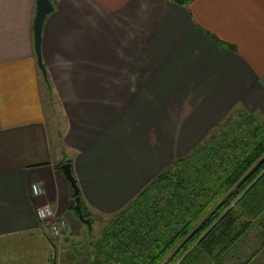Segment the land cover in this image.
Listing matches in <instances>:
<instances>
[{
    "label": "crops",
    "instance_id": "obj_1",
    "mask_svg": "<svg viewBox=\"0 0 264 264\" xmlns=\"http://www.w3.org/2000/svg\"><path fill=\"white\" fill-rule=\"evenodd\" d=\"M49 1L44 78L37 0H0V264L75 263L35 214L49 205L65 237L77 225L58 164L92 220L113 216L175 159L149 134L182 102L187 151L231 110L264 120V0Z\"/></svg>",
    "mask_w": 264,
    "mask_h": 264
},
{
    "label": "trees",
    "instance_id": "obj_2",
    "mask_svg": "<svg viewBox=\"0 0 264 264\" xmlns=\"http://www.w3.org/2000/svg\"><path fill=\"white\" fill-rule=\"evenodd\" d=\"M81 209L92 225L82 202ZM113 216L90 264H225L251 231L264 229V121L231 111Z\"/></svg>",
    "mask_w": 264,
    "mask_h": 264
},
{
    "label": "rangeland",
    "instance_id": "obj_3",
    "mask_svg": "<svg viewBox=\"0 0 264 264\" xmlns=\"http://www.w3.org/2000/svg\"><path fill=\"white\" fill-rule=\"evenodd\" d=\"M180 105V107H177L178 109L176 110V113H168L167 117H162L160 119V135L157 134L156 130L149 134V139H153L154 143H157V147L160 145L161 150L164 149L173 151L175 159L182 158L191 152L185 149L187 144V103L182 102ZM262 119L263 118H260V121H264ZM222 120H220L219 123ZM219 123L214 125L207 131V133L204 134L205 136L202 138L198 145L202 144L207 139L211 130H213ZM168 164L169 163H167V165ZM166 166L164 167V169L166 168ZM147 184L144 187H146ZM113 217L114 216L111 215L108 217L94 218L92 220V223H94L91 225L90 229L84 223L80 222H77L76 227H73L72 230L69 229L70 233L68 234V237H64V240L62 242L64 243L65 240H68L73 243L71 244L72 246H68L66 248L68 250L64 252L65 254L68 253L75 258V263L73 264H90V262L94 258L93 255L96 249L95 246L102 237V230L107 227L108 222ZM71 218L72 220L75 219L73 218V216ZM73 222H75V220ZM263 233L264 229L262 228H256L251 231L245 239V242L242 243L235 252H233L231 257L226 260L225 264H238L239 261H243L248 258L253 251H258V255L254 259L255 262H252V264H264V248H260V243L262 242V240H264ZM53 247H55V249L57 250V255H63L62 250H65L63 244H60V247L58 248H56V245L53 244Z\"/></svg>",
    "mask_w": 264,
    "mask_h": 264
},
{
    "label": "water",
    "instance_id": "obj_4",
    "mask_svg": "<svg viewBox=\"0 0 264 264\" xmlns=\"http://www.w3.org/2000/svg\"><path fill=\"white\" fill-rule=\"evenodd\" d=\"M53 11V6L49 0H37L36 2V13L33 23V34H34V51L37 59V65L45 78V68L41 62L40 55V43H41V29L44 22L45 17ZM63 178L69 184L74 202V210L79 218V220L84 223L88 228H91L90 220L83 217L82 209H81V198L77 183L75 178L71 172V166L69 163H64L60 167Z\"/></svg>",
    "mask_w": 264,
    "mask_h": 264
},
{
    "label": "built area",
    "instance_id": "obj_5",
    "mask_svg": "<svg viewBox=\"0 0 264 264\" xmlns=\"http://www.w3.org/2000/svg\"><path fill=\"white\" fill-rule=\"evenodd\" d=\"M30 193L32 195L31 187H30ZM43 206L45 205H42L37 209H40ZM37 209L35 210L37 219L40 222L46 224L50 239L52 240L53 244L56 245V248L60 247V244H63L62 241L64 240L65 237V231L67 228L66 221L59 219L56 216L55 211L51 207L44 208V218L42 219L40 216L37 215Z\"/></svg>",
    "mask_w": 264,
    "mask_h": 264
},
{
    "label": "clouds",
    "instance_id": "obj_6",
    "mask_svg": "<svg viewBox=\"0 0 264 264\" xmlns=\"http://www.w3.org/2000/svg\"><path fill=\"white\" fill-rule=\"evenodd\" d=\"M44 182L39 181V182H33L31 185V192L33 197L39 198L43 195H45V189L43 187ZM44 208H50L49 205H45L40 209H37V215L40 216L42 219L44 218Z\"/></svg>",
    "mask_w": 264,
    "mask_h": 264
}]
</instances>
